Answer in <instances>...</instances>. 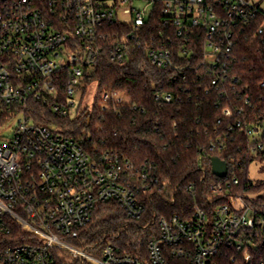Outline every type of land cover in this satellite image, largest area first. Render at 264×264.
<instances>
[{
  "label": "built area",
  "instance_id": "2783aa9c",
  "mask_svg": "<svg viewBox=\"0 0 264 264\" xmlns=\"http://www.w3.org/2000/svg\"><path fill=\"white\" fill-rule=\"evenodd\" d=\"M155 25L159 30L152 33ZM250 32L264 51V0H0V264H58L56 250L89 264H264V210L231 192L237 176L211 185V201L219 200L212 215L196 206L186 217L150 221L147 226L156 228L145 259L113 244L96 255L89 252L95 246L70 244L102 204L115 202L142 221L148 200L175 198L151 169L118 153H89L81 142L37 123L29 107L36 102L53 113H76L85 78L104 54L122 63L141 49L153 67L184 72L192 67L186 58L201 47L199 66L219 87L237 62L238 36ZM121 94L103 92L98 107L130 103ZM155 98L169 103L173 94ZM233 112L222 109L224 117ZM234 128L258 135L253 151H264L263 131L241 118ZM186 190L196 193L193 185Z\"/></svg>",
  "mask_w": 264,
  "mask_h": 264
},
{
  "label": "trees",
  "instance_id": "16d2710c",
  "mask_svg": "<svg viewBox=\"0 0 264 264\" xmlns=\"http://www.w3.org/2000/svg\"><path fill=\"white\" fill-rule=\"evenodd\" d=\"M262 23L260 19L256 26ZM158 30L155 25L152 33ZM194 51L191 58H186L192 67L184 72L153 67L143 49L133 50L122 63L112 62L104 54L91 75L85 78L84 86L98 83L97 103L105 91L121 92L130 103L111 102L106 110L97 104L92 110L80 105L75 117L50 112L43 103L29 104L31 117L37 123L81 142L93 155L114 152L137 167L151 169L175 198V202L161 197L148 200L147 214L142 221L131 219L115 202L102 204L91 222L80 231L79 239L68 240L73 246H95L89 252L96 255L99 247L113 244L124 254L145 259L152 229L156 228V223L149 227L147 224L156 216L177 213L186 217L196 206L212 215L219 200L211 201L216 198L210 192L211 185L235 176L240 183L230 189L232 193H258L264 188V183L254 184L249 177L251 164L256 159H264V151L258 148L253 151L260 143L258 135L248 136L238 128L230 130L241 118L264 132V51L252 32L239 35L235 50L237 62L229 66L227 80L219 87L211 84V75L199 66L202 48ZM173 53L182 59L177 48ZM176 74L177 80H174ZM65 86V81L59 85L62 96ZM224 91L226 95H221ZM159 92L172 93L173 100L169 103L156 100ZM227 106L234 110L232 117L222 115V109ZM238 109L243 112L238 114ZM212 144H216L213 149ZM214 161L225 166V176L213 172ZM190 185L196 189L194 195L186 190ZM253 202L255 207L264 210V195ZM55 253L58 264H89L72 261L69 254L59 250Z\"/></svg>",
  "mask_w": 264,
  "mask_h": 264
},
{
  "label": "rangeland",
  "instance_id": "374dc122",
  "mask_svg": "<svg viewBox=\"0 0 264 264\" xmlns=\"http://www.w3.org/2000/svg\"><path fill=\"white\" fill-rule=\"evenodd\" d=\"M98 95V83L92 82L88 85L84 97L82 99V106L84 108H88L89 110H92L94 106L97 104V106L100 105V100H98V103L96 102V97ZM119 97L126 99V96L124 94H121ZM79 97L76 99L77 105L79 104ZM76 113H73L72 116L75 117ZM10 130L7 131L9 133ZM249 177L251 181L254 184L264 183V159H256L250 166L249 169ZM243 195L248 198L249 200H255L260 195H264V188L258 192H243Z\"/></svg>",
  "mask_w": 264,
  "mask_h": 264
},
{
  "label": "water",
  "instance_id": "95a60500",
  "mask_svg": "<svg viewBox=\"0 0 264 264\" xmlns=\"http://www.w3.org/2000/svg\"><path fill=\"white\" fill-rule=\"evenodd\" d=\"M213 172L219 176H225L226 175V168L223 164L214 161L212 164Z\"/></svg>",
  "mask_w": 264,
  "mask_h": 264
}]
</instances>
